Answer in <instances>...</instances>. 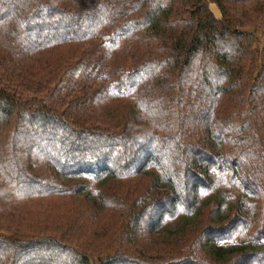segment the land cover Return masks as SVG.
<instances>
[{
  "label": "trees",
  "instance_id": "1",
  "mask_svg": "<svg viewBox=\"0 0 264 264\" xmlns=\"http://www.w3.org/2000/svg\"><path fill=\"white\" fill-rule=\"evenodd\" d=\"M211 1L0 0V264H264V0Z\"/></svg>",
  "mask_w": 264,
  "mask_h": 264
},
{
  "label": "rangeland",
  "instance_id": "2",
  "mask_svg": "<svg viewBox=\"0 0 264 264\" xmlns=\"http://www.w3.org/2000/svg\"><path fill=\"white\" fill-rule=\"evenodd\" d=\"M208 2H209L210 11L213 13V15L216 18H220L221 12H220L219 8L217 7V5L214 2H212L211 0H208ZM59 205L62 206V208L63 207L68 208V209L70 208L69 205L67 204V202H65V201H60L59 204L57 203V206H59ZM51 212H53V215H56V211L51 210Z\"/></svg>",
  "mask_w": 264,
  "mask_h": 264
}]
</instances>
